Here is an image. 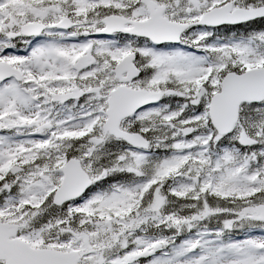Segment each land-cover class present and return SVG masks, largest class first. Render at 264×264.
Here are the masks:
<instances>
[{"label":"snow or ice","instance_id":"obj_1","mask_svg":"<svg viewBox=\"0 0 264 264\" xmlns=\"http://www.w3.org/2000/svg\"><path fill=\"white\" fill-rule=\"evenodd\" d=\"M0 264H264V0H0Z\"/></svg>","mask_w":264,"mask_h":264}]
</instances>
